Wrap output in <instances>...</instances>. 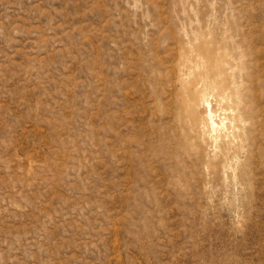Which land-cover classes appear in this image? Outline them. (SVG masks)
I'll return each instance as SVG.
<instances>
[{"label":"rangeland","instance_id":"1","mask_svg":"<svg viewBox=\"0 0 264 264\" xmlns=\"http://www.w3.org/2000/svg\"><path fill=\"white\" fill-rule=\"evenodd\" d=\"M0 264H264V0H0Z\"/></svg>","mask_w":264,"mask_h":264},{"label":"bare ground","instance_id":"2","mask_svg":"<svg viewBox=\"0 0 264 264\" xmlns=\"http://www.w3.org/2000/svg\"><path fill=\"white\" fill-rule=\"evenodd\" d=\"M212 51V48L206 45L202 53H200L198 50H193L192 54L194 55V58L200 60L206 57H210ZM217 68H215V65L213 63H210L207 67H205V69H203V72H199L197 74V76L192 80L191 86L186 90L194 98V100H200L201 104L205 105L206 107L205 115L203 117L195 119V123L199 120L203 122L204 127L208 128L211 131L215 130L216 123L213 118V112L210 109V102L208 101V98L211 96L215 100V98L221 94V89L217 88L215 84H211L209 80L210 77L217 75ZM212 74L213 76H211Z\"/></svg>","mask_w":264,"mask_h":264}]
</instances>
